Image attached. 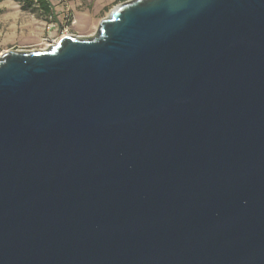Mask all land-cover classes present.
<instances>
[{"label":"water","instance_id":"obj_1","mask_svg":"<svg viewBox=\"0 0 264 264\" xmlns=\"http://www.w3.org/2000/svg\"><path fill=\"white\" fill-rule=\"evenodd\" d=\"M0 264H264V0L1 53Z\"/></svg>","mask_w":264,"mask_h":264},{"label":"rangeland","instance_id":"obj_2","mask_svg":"<svg viewBox=\"0 0 264 264\" xmlns=\"http://www.w3.org/2000/svg\"><path fill=\"white\" fill-rule=\"evenodd\" d=\"M54 5L58 19L64 5L70 9L76 24L70 27L73 35H92L98 23L118 4L127 0H50ZM75 3H72V2ZM25 0L0 1V54L7 50H39L44 47L43 39L47 36L46 22L37 11L25 8ZM64 4V5H63ZM59 36L57 30L50 33V37Z\"/></svg>","mask_w":264,"mask_h":264},{"label":"built area","instance_id":"obj_3","mask_svg":"<svg viewBox=\"0 0 264 264\" xmlns=\"http://www.w3.org/2000/svg\"><path fill=\"white\" fill-rule=\"evenodd\" d=\"M65 0H58L59 3H64ZM65 4V3H64ZM63 4V5H64ZM64 10L61 12V18L58 19L57 14L55 13L54 15H50L48 17V22H46L45 30L47 33V36L43 39L44 47L46 48L52 44H55L61 37L65 35H73L71 34L70 27L74 26L76 24V20L71 15L70 9L67 8L66 5H64ZM54 30H57V33H59V36L56 38L50 37V33L53 32Z\"/></svg>","mask_w":264,"mask_h":264},{"label":"trees","instance_id":"obj_4","mask_svg":"<svg viewBox=\"0 0 264 264\" xmlns=\"http://www.w3.org/2000/svg\"><path fill=\"white\" fill-rule=\"evenodd\" d=\"M2 1V0H0ZM25 8H29L32 11H37L38 14L43 17L45 22H48V17L54 15V5L50 0H25Z\"/></svg>","mask_w":264,"mask_h":264},{"label":"crops","instance_id":"obj_5","mask_svg":"<svg viewBox=\"0 0 264 264\" xmlns=\"http://www.w3.org/2000/svg\"><path fill=\"white\" fill-rule=\"evenodd\" d=\"M109 1H116V0H109ZM117 1H118L117 3H119L120 0H117ZM122 1H124V0H122ZM122 1H120V2H122ZM72 3H75V2L73 1Z\"/></svg>","mask_w":264,"mask_h":264}]
</instances>
